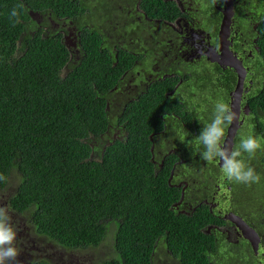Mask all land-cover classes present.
<instances>
[{
  "label": "trees",
  "instance_id": "trees-1",
  "mask_svg": "<svg viewBox=\"0 0 264 264\" xmlns=\"http://www.w3.org/2000/svg\"><path fill=\"white\" fill-rule=\"evenodd\" d=\"M91 4L0 0V187L17 174L9 206L27 212L36 233L62 247L99 248L111 237L113 251L95 264H154L159 247L180 264H211L220 245L202 231L207 222L172 209L181 194L168 181L172 164L155 169L145 141L150 105L134 107L129 137L106 134L115 124L109 91L124 62L114 64L99 32L88 27L77 60L52 23L67 18L82 25L88 15L99 22Z\"/></svg>",
  "mask_w": 264,
  "mask_h": 264
},
{
  "label": "flooded vegetation",
  "instance_id": "flooded-vegetation-1",
  "mask_svg": "<svg viewBox=\"0 0 264 264\" xmlns=\"http://www.w3.org/2000/svg\"><path fill=\"white\" fill-rule=\"evenodd\" d=\"M96 5L110 11L102 21L90 22L88 15L82 25L67 18L52 23L77 60L82 27H88L99 32L114 64L124 62L109 91L107 108L115 124L106 134L113 140L129 137L134 107L150 105L145 141L155 169L172 164L168 181L181 193L172 209L207 222L202 231L220 245L211 264H264L245 231L249 225L258 233L264 253V147L252 157L243 154L261 177L251 184L227 181L221 161L208 163L193 154L217 100L239 116L234 147L249 134L264 145V0H96ZM37 20L46 21L41 14ZM161 248L154 251V264L161 253L180 264Z\"/></svg>",
  "mask_w": 264,
  "mask_h": 264
},
{
  "label": "clouds",
  "instance_id": "clouds-1",
  "mask_svg": "<svg viewBox=\"0 0 264 264\" xmlns=\"http://www.w3.org/2000/svg\"><path fill=\"white\" fill-rule=\"evenodd\" d=\"M11 16L17 17L19 22L17 9L12 10ZM238 119V114L227 102L217 100L213 105L210 121L203 126L196 137V150L193 154H199L200 158L208 163L221 161L223 178L229 182L258 183L261 179L260 175L242 157L244 153L252 157L257 150L262 149L264 145L260 139L249 134L241 138L238 147L229 149L226 146V129ZM0 179L3 177L0 176ZM11 220L8 209L0 206V264L16 261L19 255V249L15 245L17 229Z\"/></svg>",
  "mask_w": 264,
  "mask_h": 264
},
{
  "label": "rangeland",
  "instance_id": "rangeland-1",
  "mask_svg": "<svg viewBox=\"0 0 264 264\" xmlns=\"http://www.w3.org/2000/svg\"><path fill=\"white\" fill-rule=\"evenodd\" d=\"M91 1L89 8L95 13L96 21H102L110 11L97 7L96 0ZM18 183L19 176L14 174L6 188L0 187V206L8 209L12 218L11 222L17 229L15 245L19 249V255L17 260L11 263L31 264L34 260L46 259L54 264H95L97 259L107 256L111 249L113 251L114 245L111 237L99 248L78 250L62 247L45 236L38 235L29 214L16 211L9 206V197L16 192ZM173 260L168 253H161L159 256V264H175Z\"/></svg>",
  "mask_w": 264,
  "mask_h": 264
},
{
  "label": "water",
  "instance_id": "water-1",
  "mask_svg": "<svg viewBox=\"0 0 264 264\" xmlns=\"http://www.w3.org/2000/svg\"><path fill=\"white\" fill-rule=\"evenodd\" d=\"M31 15L34 19H37L38 17V12L35 11H31ZM67 44V43H66ZM237 123L233 122L230 126L229 129V133H228V139H227V143L226 146L231 149L234 147V135L236 133L237 130ZM246 226V223L242 224V227ZM248 229H246V236L248 237V239L250 240V242L252 243V246L254 248V250L257 252V254L264 259V253L263 250L260 249L262 244H261V239L260 236L258 235V233L251 228L249 225L247 226Z\"/></svg>",
  "mask_w": 264,
  "mask_h": 264
}]
</instances>
